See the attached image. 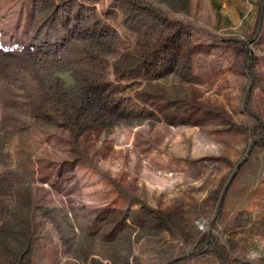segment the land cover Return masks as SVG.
I'll return each instance as SVG.
<instances>
[{"label":"rangeland","instance_id":"obj_1","mask_svg":"<svg viewBox=\"0 0 264 264\" xmlns=\"http://www.w3.org/2000/svg\"><path fill=\"white\" fill-rule=\"evenodd\" d=\"M0 264H264V0H0Z\"/></svg>","mask_w":264,"mask_h":264},{"label":"trees","instance_id":"obj_2","mask_svg":"<svg viewBox=\"0 0 264 264\" xmlns=\"http://www.w3.org/2000/svg\"><path fill=\"white\" fill-rule=\"evenodd\" d=\"M109 182H110V184L114 187L115 190L120 191L119 186H117V184H116L115 182H113V181H111V180H109Z\"/></svg>","mask_w":264,"mask_h":264},{"label":"crops","instance_id":"obj_3","mask_svg":"<svg viewBox=\"0 0 264 264\" xmlns=\"http://www.w3.org/2000/svg\"><path fill=\"white\" fill-rule=\"evenodd\" d=\"M246 208H247V206H246Z\"/></svg>","mask_w":264,"mask_h":264}]
</instances>
